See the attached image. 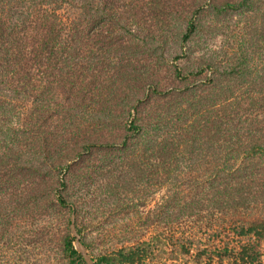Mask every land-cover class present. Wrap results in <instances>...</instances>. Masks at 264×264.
<instances>
[{
    "label": "trees",
    "instance_id": "16d2710c",
    "mask_svg": "<svg viewBox=\"0 0 264 264\" xmlns=\"http://www.w3.org/2000/svg\"><path fill=\"white\" fill-rule=\"evenodd\" d=\"M232 11L251 14L248 51L163 91L143 53L169 62L179 24L184 43L218 34L202 13ZM102 152L122 194L164 189L142 222L156 232L92 264H264V0H0V242L13 218L46 237L71 206L59 175ZM105 191L86 189L95 208ZM75 239L66 264H88Z\"/></svg>",
    "mask_w": 264,
    "mask_h": 264
},
{
    "label": "rangeland",
    "instance_id": "374dc122",
    "mask_svg": "<svg viewBox=\"0 0 264 264\" xmlns=\"http://www.w3.org/2000/svg\"><path fill=\"white\" fill-rule=\"evenodd\" d=\"M200 16H202L200 24L205 27H218V34L207 35L205 30H202L183 43L179 39L184 31V25L179 24L177 44H169L171 48V53L167 54L169 62H159L156 56L149 57L146 52L143 53L142 57L145 60L142 61L149 63L153 59L152 69L163 73L158 84L163 91L183 88L184 85L191 84L195 77H198L199 81L204 80L211 72L205 63L211 59L217 62L222 70L228 64L226 61L232 60V56L235 60L239 52L248 51L249 47L246 48L241 42H246L249 37L247 26L251 14L232 11L225 15L212 16L206 12ZM173 36L175 37L176 34ZM194 46L198 49L194 50ZM253 60L257 63L256 57H253ZM200 67L203 68L198 76L194 73L199 71ZM177 71L180 77H177ZM119 159L117 152L111 154L102 152L83 162L85 170L78 167L77 172L67 174V169H64L59 175V183L64 182V185L60 186L57 183L56 190L66 197L71 206L59 208L51 215L49 221L52 227L48 235L43 238L31 234L35 230H30L34 229L35 225L31 227L22 220L10 219L8 227L12 230H9L5 236V242H0V264H66L68 256L63 250L66 238L76 237L73 241L76 249L77 241L80 242L75 224L82 230V237L87 247L81 242L80 244L88 258L117 250L136 241L138 237L145 239L154 234L156 232L154 224L142 227V222L152 219L153 207L164 188L153 197L148 193V183L144 185L146 187L144 191L140 192L141 184L137 186L136 183L131 182L128 192L122 194L119 190L123 185L121 186L118 181L115 184V171H112ZM126 160L133 161L132 158ZM83 174L85 176L81 179ZM129 175H131L130 170ZM87 177L90 184L87 188L91 191L103 193L109 190L116 194L113 193L108 203L95 208L90 201V195L86 192L87 188L85 191L82 188L84 181L88 180ZM36 188L38 189V186ZM71 225L74 226V231ZM29 239L32 241L29 242Z\"/></svg>",
    "mask_w": 264,
    "mask_h": 264
},
{
    "label": "water",
    "instance_id": "95a60500",
    "mask_svg": "<svg viewBox=\"0 0 264 264\" xmlns=\"http://www.w3.org/2000/svg\"><path fill=\"white\" fill-rule=\"evenodd\" d=\"M71 229H72V231H74V226H73V225H71ZM77 239H78V238H77ZM77 249H78L79 251L83 252V256H84L85 260L87 261V263H88V264H92L90 258H88V256L84 253L83 247H82V245L80 244L79 241H77Z\"/></svg>",
    "mask_w": 264,
    "mask_h": 264
}]
</instances>
